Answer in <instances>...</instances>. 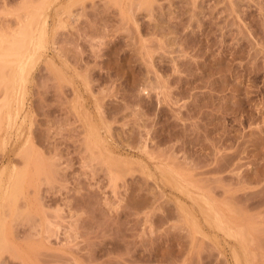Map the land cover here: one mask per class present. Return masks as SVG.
Here are the masks:
<instances>
[{
	"label": "rangeland",
	"instance_id": "1",
	"mask_svg": "<svg viewBox=\"0 0 264 264\" xmlns=\"http://www.w3.org/2000/svg\"><path fill=\"white\" fill-rule=\"evenodd\" d=\"M39 1L0 0V36L43 11L49 39L0 120V264H264V0Z\"/></svg>",
	"mask_w": 264,
	"mask_h": 264
},
{
	"label": "bare ground",
	"instance_id": "2",
	"mask_svg": "<svg viewBox=\"0 0 264 264\" xmlns=\"http://www.w3.org/2000/svg\"><path fill=\"white\" fill-rule=\"evenodd\" d=\"M41 1H43V0H41ZM41 1H39L40 3H37V4L41 5V3L45 2V1H43V2H41ZM55 1H53V2H55ZM28 5H25V8ZM31 5L32 4H30V6ZM43 7L40 8V6H39L38 9H40V10H38L37 8L35 10L41 11L43 9ZM46 8H48V7H46ZM62 21H63V19H62ZM46 22H47V16L44 14V12L43 11L38 12L37 15L36 14L30 15L28 18V21L22 26V28L20 27L21 28L20 30L14 31V34H12L11 36H9V37L0 36V85L2 84L3 88L5 89L4 90L5 99H3L4 100L3 102L0 101V120L2 121L3 118H7L8 124L10 126H17L18 131H20V129H22V126L24 124L23 121H22V123H20L18 120H19V117L22 115L24 108H25V93H26L25 92V83H26V80L28 78L27 77V70L31 65L34 64L33 63L34 61L36 62L37 60H39L43 56L44 50L46 49L47 45L49 44L48 34H47V30H46ZM36 26H37V28H35ZM33 32H36V35H34ZM12 56H15L16 59H14V58L12 60L7 59V58H11ZM16 88H18V90ZM15 89L17 91L14 94V96H12L11 92L14 91ZM4 110L6 111L5 113H4ZM24 119H25V117H24ZM90 121H89V123H90ZM1 123H0V126H1ZM96 140H97V138H96ZM102 140L103 139L98 137L97 142L99 141V143H100ZM31 146H32L31 143L30 142L28 143V141H26V142H24V145L22 146L23 150L20 148L19 149L20 151L18 152V154L20 153L21 156L23 154V157L26 159V161H25L26 163L30 162L31 157H32L30 154ZM21 151H23V153H21ZM5 171H6L5 168H3V169H1V172H0V206L1 207H4L6 205V203L7 204L12 203V204L16 205L17 200H18V195L19 194L22 195L25 193V184H26V177H27V171L24 168L22 170H19V171L17 170V172H15V174L13 176L8 175V177H6L8 174L7 173L5 175L6 179L4 177V174L7 171L6 172ZM165 172H163L162 174L164 176L167 174L165 176V179H166V177L168 179L170 177L171 182L174 181L172 183L175 185L174 187H176L180 190L186 189V187L183 186L182 183H180L177 180L176 175L174 173H172L173 171L170 172V170H168L167 173H165ZM168 172L171 173L170 175H172V174L173 175L168 177V175H169ZM180 175L181 174H179V176ZM168 179H166L167 182H170V181H168ZM166 180H164V181H166ZM192 200H194L195 203L196 202L198 203L199 200H200L199 203H201V204L203 203L202 205H200L198 207V209H200V211H202L201 214L202 213L204 214V217H203V214H202V217L206 218L204 220L205 221L207 220L206 221L207 223L211 224L212 226L215 225L216 228L219 227V230L220 229L223 230V232H225L226 234H228L230 236L231 235H238L239 236V234L235 233L234 230L231 229L230 226L224 221V217H222L223 213L221 214L217 209H215L211 205V203H209V201H207L203 197H200V198L195 197V198H192ZM197 203H196V205H197ZM1 207H0V209L3 210V208H1ZM1 210H0V250L4 249V246L6 243L5 238H4L5 218L2 216L3 211H1ZM197 222L198 221L196 220L195 225ZM196 226H198V223ZM243 228H240L241 229V232H240L241 237L245 236L244 235L245 233L242 230ZM238 251L235 249L233 252L235 255V258H236V264H242V262L244 260L241 261V257L239 255Z\"/></svg>",
	"mask_w": 264,
	"mask_h": 264
}]
</instances>
